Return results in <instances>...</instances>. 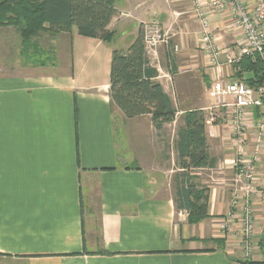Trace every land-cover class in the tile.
<instances>
[{"label":"crops","instance_id":"1","mask_svg":"<svg viewBox=\"0 0 264 264\" xmlns=\"http://www.w3.org/2000/svg\"><path fill=\"white\" fill-rule=\"evenodd\" d=\"M198 4L204 3L115 0L109 41L81 36L76 27L40 31L26 52L30 62L0 59V264H238L236 236L224 246L216 242L223 219L238 213L233 200L241 185L230 164L238 142L207 91L216 79L248 73L226 60L240 35L229 13L204 4L220 52L218 65L209 63ZM140 26L169 37L151 60L177 111L158 129L150 115L126 118L110 99L112 49H126ZM0 31L17 39L19 53L17 27ZM42 35L47 53H29ZM193 108L205 115L215 164L188 172L187 182L208 188L207 216L190 223L175 139L183 112ZM259 121L256 112L247 154H256ZM168 129L170 141L163 136ZM255 167L264 180L260 161Z\"/></svg>","mask_w":264,"mask_h":264},{"label":"trees","instance_id":"2","mask_svg":"<svg viewBox=\"0 0 264 264\" xmlns=\"http://www.w3.org/2000/svg\"><path fill=\"white\" fill-rule=\"evenodd\" d=\"M116 14L115 0H0V26L17 27L23 52L28 51L32 38L40 31L70 33L76 27L81 36L109 41L113 31L108 25ZM239 66L242 72L248 73L243 79L247 84L264 82L263 67L258 60L245 56ZM157 75L146 50L142 26L126 49H112L109 75L112 104L126 118L150 115L158 129L163 122L173 121L177 110L156 80ZM182 119L183 125L177 129L175 139L177 163L183 169L180 195L185 200L187 220L194 223L207 216L208 188H197L187 182L193 177L188 172L192 168L212 167L215 159L208 152L203 110L188 109Z\"/></svg>","mask_w":264,"mask_h":264},{"label":"built area","instance_id":"3","mask_svg":"<svg viewBox=\"0 0 264 264\" xmlns=\"http://www.w3.org/2000/svg\"><path fill=\"white\" fill-rule=\"evenodd\" d=\"M201 3L212 12H228L233 26L240 34L236 50L226 52L227 62L239 67L241 59L249 56L253 60H258L264 71V0H248V2L247 0H201ZM203 5L196 10V16L202 27L200 35L202 49L206 52L209 63L217 66L220 52L216 49L215 38L209 29V20ZM168 39V35L157 26L151 29L150 34L145 32V45L150 60L157 58L154 48L156 44L159 41L168 43ZM177 49L178 46L174 45L173 50ZM207 92L212 100L211 107L223 110L232 135L238 142L230 164L236 173V182L241 187L234 194L233 202L238 205V213L240 212L236 221L239 240L244 245H249L254 229L250 203L254 197H261L264 193V180L259 179L255 167V162L260 161L264 168V82L249 85L243 79L227 81L219 78L212 82ZM256 112L260 114V121L256 127L257 134L253 138L256 154L251 155L246 153L243 144L247 132L253 126ZM258 153L262 154L257 155ZM232 217L233 213L220 224L219 229H223L221 233H224V226Z\"/></svg>","mask_w":264,"mask_h":264},{"label":"rangeland","instance_id":"4","mask_svg":"<svg viewBox=\"0 0 264 264\" xmlns=\"http://www.w3.org/2000/svg\"><path fill=\"white\" fill-rule=\"evenodd\" d=\"M43 36L44 35H42L41 37L37 38L34 41L35 48H32L29 53L42 54V51L44 52L47 51L44 45L45 41L42 38ZM17 45H18L17 39H14V36L12 34L9 36L8 34H5L4 31H0V59L1 60L7 59L10 57L14 58L16 56H20L24 58L26 62H30L29 59L31 58L30 56L28 58V55H27L28 51L27 53L23 52V49L21 47L20 52L18 53ZM23 55H25L26 58ZM41 57L43 56H37L36 58H41ZM163 136L165 139H168L170 141L171 137H170L169 129L168 131L163 133ZM165 176L167 178L166 174ZM255 198H253V200L250 203L251 210L253 212V224H254L253 225L254 229L251 235V239L249 240L250 244L244 245L243 242L239 240L236 221H238L237 218L240 212L233 214L231 221L227 222L224 226L225 230H224V233H222L223 234L222 237L216 240L219 246H224L226 245L225 242L228 236H231V237H233V235L236 236L235 237L236 239H234V242L239 250V255L236 258L237 263L242 262L244 264H258L259 261H264V193L261 197L258 196ZM226 218H229V216ZM226 218L223 219L222 222H224ZM219 231L222 232L223 229L222 230L219 229Z\"/></svg>","mask_w":264,"mask_h":264}]
</instances>
